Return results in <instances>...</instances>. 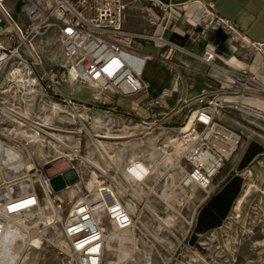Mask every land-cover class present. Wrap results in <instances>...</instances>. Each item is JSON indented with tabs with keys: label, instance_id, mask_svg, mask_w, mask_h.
Returning a JSON list of instances; mask_svg holds the SVG:
<instances>
[{
	"label": "rangeland",
	"instance_id": "rangeland-1",
	"mask_svg": "<svg viewBox=\"0 0 264 264\" xmlns=\"http://www.w3.org/2000/svg\"><path fill=\"white\" fill-rule=\"evenodd\" d=\"M23 5V0L17 1L14 13L18 14ZM55 36L56 32L51 28L35 38L33 47L38 55L36 60L26 57L28 64L21 66L18 76L6 77V71L10 68L7 67L1 77L5 83H2L3 91L0 93V142L15 149L20 154L24 166H2L0 183L26 175L25 168L29 164H42L56 155L55 148L68 154L72 153L69 152L72 149L75 152L72 157L75 164L79 165L83 179L75 187L71 186L55 194V200L62 201L65 214L71 204L84 198L87 183L91 178L95 177L97 181L110 178L120 193L119 198L124 206L128 203L134 204L138 212L133 215L140 217L137 219L138 228L142 233L137 243L139 253L131 264H144L147 259L148 264H264V153L253 159L242 172L244 188L228 218L220 228L199 236L195 245L190 243L193 228H190L189 233L187 231L190 223L193 222L194 227L205 195L195 187L181 189L178 184L182 173L175 168V161L182 155L181 132L198 106L201 95L206 96V101L214 98L219 101L216 108L217 120L236 131L242 138L239 150L225 164L224 169L237 166L247 143L257 142L264 146V91H260V86L242 92L237 83L233 86L220 84V89L223 86L224 91L217 94H211L210 90L204 88L183 89L168 101L166 108L156 109L152 113L140 108L130 110L126 105H101L93 100L92 93L106 100L108 95L85 84L60 83V93L53 87L48 88L49 80L44 73L57 71L60 61ZM144 79L150 80L147 70ZM255 79L260 81V77ZM239 93L245 94L244 101L219 100L221 97H234V94ZM142 99L143 97H135L126 100L129 105L137 107ZM53 105H57L58 109L53 110ZM1 108L14 110L21 115L26 114L28 120L33 123L47 118L49 126L73 132L62 133V141L70 149L45 140L43 134L40 139L45 141L44 144L29 143L24 134H30V126L25 122L22 127L16 124ZM104 132L126 137L103 141L107 154L113 155L110 160L107 156L100 157L93 146L92 135ZM173 140L174 143L171 142ZM48 142L55 147H50ZM165 153L174 159L173 165L167 162L165 168L162 166L158 167L159 170L154 169L153 176L145 186L122 177L124 167L131 157L141 159L156 168ZM92 165H99L103 171L95 169ZM181 166L187 168L184 160H181ZM65 169L64 162H57L48 171L54 175ZM22 185L27 188V183ZM21 186L13 187L16 195L21 193ZM5 193H8L6 189L0 194ZM163 193L169 194V198L165 200ZM143 203L161 219L170 218L169 227H163L154 220L150 213L142 208ZM102 222L109 230L104 217ZM21 232L27 234L22 229ZM112 246L113 249L120 248L115 243ZM63 250L64 242L58 232L47 230L41 237L38 235L36 246L29 247L18 264H64ZM192 252H196L198 257ZM116 255V252L106 248L104 262L108 264L118 260Z\"/></svg>",
	"mask_w": 264,
	"mask_h": 264
},
{
	"label": "built area",
	"instance_id": "built-area-1",
	"mask_svg": "<svg viewBox=\"0 0 264 264\" xmlns=\"http://www.w3.org/2000/svg\"><path fill=\"white\" fill-rule=\"evenodd\" d=\"M6 1L0 0V93L3 91L2 83H5L1 79L5 69L10 67L6 77H16L21 66L28 64L26 57L36 60L38 55L33 41L51 28L56 32L62 63L57 71L44 73L49 80L48 88L53 87L60 93V83L85 84L108 95L106 100L92 93L93 100L101 105L145 92L142 75L148 57L142 52L143 45L157 49L170 47L161 35L127 31L123 26V0H23L21 13L24 23L14 18L5 5ZM187 3L195 7L190 23L202 29L201 35L216 30L235 32L229 21L217 12L214 2L189 0ZM153 4L162 12H175L174 5L170 3ZM212 60L211 55L203 57L208 64H212ZM231 76L232 82L228 85L237 83L242 92L260 86L255 77L245 71ZM210 91L217 94L224 90L222 87ZM167 97L161 94L158 99L147 102L145 109L152 113L155 108H162ZM199 98L198 106L187 121L189 126L186 125L181 132L182 155L175 161V168L182 173L178 186L181 189H200L205 200L210 195L214 179L239 150L242 138L217 120L218 100L206 101L205 95ZM55 154L40 165L32 162L26 175L0 183V193L7 187L11 190L0 194V235L8 219L14 217H24L27 223L31 222V227L37 226L40 236L52 229L63 239L64 264H106V233L112 229L132 233L138 243L142 234L138 221L125 208L110 178L98 181L92 193L87 189L84 198L71 204L64 214L62 201L55 200L50 180L69 169L76 172L79 184L83 173L73 157L56 153V150ZM181 160L186 162L187 168H182ZM57 162H64L66 169L51 175L48 169ZM153 172L154 167L135 159L126 164L122 177L145 186ZM24 183H27V188L16 195L13 187ZM46 216L52 218L47 224L40 221ZM103 217L109 230L102 222ZM192 224H188V233L190 228H194ZM134 258L133 255L120 264H131Z\"/></svg>",
	"mask_w": 264,
	"mask_h": 264
},
{
	"label": "crops",
	"instance_id": "crops-1",
	"mask_svg": "<svg viewBox=\"0 0 264 264\" xmlns=\"http://www.w3.org/2000/svg\"><path fill=\"white\" fill-rule=\"evenodd\" d=\"M17 1L19 0H7L5 5L18 22L24 23L21 9L18 14L14 13ZM188 1L123 0L124 28L130 32L161 35L170 47L157 49L152 45H143L142 52L148 57L145 70L148 71L150 80L144 79V70L142 81L146 90L135 96L143 99L135 107L127 103V98H119L113 101L115 106L126 105L130 110L140 108L147 111L145 104L164 94L168 96L164 106L154 110L163 109L171 98L178 95L179 90L218 89L220 84L229 83L227 76L218 68H224L231 78L232 74L243 71L257 79L260 77L258 83L264 87V0H201L204 3L214 2L217 12L235 30L232 33L209 31L205 35H201L200 27L191 25L190 17L194 14L195 7L188 4ZM153 2L170 3L174 5L175 12H162ZM59 53L60 64V48ZM208 55L213 57L212 64L203 61V57ZM234 101L236 102L235 98L231 102ZM250 143L245 145L237 166L226 169L224 166L215 178L210 195L203 201L196 217L192 234L196 240L199 236L220 228L233 210L244 188L242 172L246 168L240 169L239 164ZM253 143L264 148L257 142ZM251 154L248 153V156ZM249 175H252L251 171Z\"/></svg>",
	"mask_w": 264,
	"mask_h": 264
},
{
	"label": "bare ground",
	"instance_id": "bare-ground-1",
	"mask_svg": "<svg viewBox=\"0 0 264 264\" xmlns=\"http://www.w3.org/2000/svg\"><path fill=\"white\" fill-rule=\"evenodd\" d=\"M48 5L50 7L51 3L49 2ZM218 69L224 75L227 76L228 82L231 83L232 78L228 77L229 72L225 71V69H222V68H218ZM22 82L24 83V81H22ZM22 82H21V85H22ZM256 88H259V87L257 86V87H255V89ZM259 89H260V91H264V87H262V86H260ZM234 98L236 99V101H238V100L244 101L246 99L245 94L239 93V94H234V97H221V98H219V100H221L222 102H225V101H232V99H234ZM52 109L57 110L58 109L57 105H53ZM1 111L5 115L12 117V119L15 120V123L20 125L21 127L23 126L22 123H24V122L30 126V134L29 133L27 134V132H25V134H24V138L26 140H28L29 143H38L39 142V143L44 144L45 141L40 139V135L43 134L45 140L48 139V140L52 141L53 143H57V145L60 144L64 148H67V150L70 149L69 146H66L65 145L66 143L64 144V141H62V138L64 137L62 135V133H69L70 134L73 132H67L66 130L64 131V130L53 128V127L49 126L50 124L48 123L47 118L43 119L39 123H33V122L28 120V117L26 116V114L21 115L14 110H9L6 108H1ZM188 126H189V124L187 125V127ZM92 137L94 139V142H93L94 145L93 146L95 147V150L97 151V153L100 154V157L101 156H107L108 159L109 158L112 159L113 155L111 156L110 154H107L105 146L103 145V141L104 140L126 139V137L113 136L107 132L98 133V134L96 133L95 135H92ZM174 141L175 140H173L171 142L174 143ZM48 145H50V147H55V146H51L52 145L51 142H48ZM55 150H56V153L59 152L60 154L66 156V157H72V155L74 156V154H72V153H75L74 151H72V149L69 151V152H72L71 154L61 152V151L57 150L56 148H55ZM0 153H1L0 170H1L2 166H10V167L13 166V167H20V168L24 166V162H23L20 154L15 149H13L10 146L4 145L2 142H0ZM129 160L134 161L135 157H131ZM167 162H169L171 165H173L174 159H172L170 154L165 153L164 157H162L160 159V161H158V163L156 164L157 166L155 165L156 168H154V169L159 170L158 167H162V166L164 167L165 164H167ZM86 163H87V161H86ZM92 166H94L95 169L98 168L99 170H102L99 165H96V166L92 165ZM31 167H32V164H29L25 168V170L28 171L29 169H31ZM156 170H155V172H156ZM96 183H98V181L95 179V177L91 178V180L87 183V189H89V191L91 193L93 192V189H94V186ZM75 186L76 185H74V187ZM23 187L24 186L22 185L21 188H23ZM149 189H151V188H149ZM6 190L8 193L11 191L8 187L6 188ZM23 190H24V188L22 189V191ZM101 195L104 196V194H101ZM164 195H165V197H164L165 200L167 198H169V196H170L169 194H164ZM242 200H243V198L239 201V204H241ZM125 208L129 212L134 213V214H136L138 212L137 207L134 204L128 203L125 205ZM142 208L147 210L150 213V215L152 216V218L154 220H156L157 222H159L163 227H166V228L169 227L168 224H169L170 218H167L165 220L161 219L154 212H152L149 209V207H147V205L144 203L142 205ZM51 219L52 218L50 216H46L43 219H41L40 221L47 224L51 221ZM136 219L139 220L140 217H138ZM21 229L24 230L27 234L26 233H25L26 235L22 234ZM38 235H39L38 227L37 226H34V227L29 226L26 219L19 218V217H14V218L8 219L7 224L5 226V229H4L3 233L0 235V264H18L20 259H21V256L25 253V251L29 247H35L36 246V241L38 239ZM136 240L137 239H135L134 236L132 235V233H130V232L120 233V232L113 230V229L108 231L106 233L105 252H106V248H107L109 251L116 252L117 253L116 256L118 257V260L116 259V261H114L112 263L110 261L109 263L110 264H120V263L128 261V259L132 258L133 255L136 258L137 254L139 253V247H138ZM113 243H115L117 246H120V248L116 247V249L115 248L113 249L112 248ZM192 253H193V255L196 256V258L198 257L196 252H192ZM135 258H134V260H135ZM147 260L144 262V264L145 263L148 264Z\"/></svg>",
	"mask_w": 264,
	"mask_h": 264
},
{
	"label": "water",
	"instance_id": "water-1",
	"mask_svg": "<svg viewBox=\"0 0 264 264\" xmlns=\"http://www.w3.org/2000/svg\"><path fill=\"white\" fill-rule=\"evenodd\" d=\"M79 182L74 170H65L61 174L54 175L50 180V185L55 194L62 192L67 187L76 185Z\"/></svg>",
	"mask_w": 264,
	"mask_h": 264
},
{
	"label": "trees",
	"instance_id": "trees-1",
	"mask_svg": "<svg viewBox=\"0 0 264 264\" xmlns=\"http://www.w3.org/2000/svg\"><path fill=\"white\" fill-rule=\"evenodd\" d=\"M250 152L252 154L250 156H248V153H250ZM261 153H264V148H261L259 145L251 142L248 145V147H247V149H246V151H245V153H244V155L240 161L239 168L240 169L246 168L249 165V163L252 161V159ZM238 189H239V186H238ZM236 194H237V192H236ZM190 243H193V245H195L196 244V238L191 236Z\"/></svg>",
	"mask_w": 264,
	"mask_h": 264
}]
</instances>
